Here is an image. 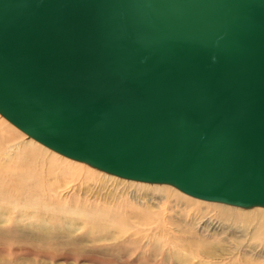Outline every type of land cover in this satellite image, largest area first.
Instances as JSON below:
<instances>
[{"label": "water", "instance_id": "obj_1", "mask_svg": "<svg viewBox=\"0 0 264 264\" xmlns=\"http://www.w3.org/2000/svg\"><path fill=\"white\" fill-rule=\"evenodd\" d=\"M0 115L118 177L264 207V0H0Z\"/></svg>", "mask_w": 264, "mask_h": 264}, {"label": "rangeland", "instance_id": "obj_2", "mask_svg": "<svg viewBox=\"0 0 264 264\" xmlns=\"http://www.w3.org/2000/svg\"><path fill=\"white\" fill-rule=\"evenodd\" d=\"M0 123H4L5 127L13 132L18 143L31 141L58 159L77 162L27 136L1 115ZM9 143L12 145L10 156L13 157L16 147H13V141ZM78 163H82L81 165L94 174L85 175L83 172L71 174L58 167L42 173L38 176L37 191L31 192L35 199L34 206L18 207L17 205L24 199H20V195L17 194L12 184L8 191L2 193L4 196H9L12 204L0 202L2 203V208H0V264H176L174 258L165 257L166 253L161 256L155 247L142 249L127 240H114L113 235L109 236V231L105 232V236L109 237L110 243L90 242L88 236L82 232L86 228L84 224L74 229L72 238L76 240L75 243L56 244L52 242L49 245L31 243L39 240L34 233L35 228L33 229V215L38 207L37 203L41 202L45 207L56 208L47 216L59 227L56 237L51 239L50 236H46L47 240H54V242L67 238L69 222H73L76 228L77 222L80 221V214L69 216V206H74L81 214L108 215L109 227L114 237L118 235L117 230L124 227L127 222H132L148 213L150 218L148 217L145 224L141 226L151 227L149 234L145 235H153L157 243L172 242L173 239L179 241L181 238L195 239V241H203L206 244L205 247L211 254L209 255L212 258L211 261L264 264V237L252 233L254 225L251 219L245 221L233 215L221 219L213 205L199 211L189 208V213L185 214L183 212L185 208L186 211L188 210L186 205L180 203L179 198L175 197L181 196V198L200 200L209 204H222L238 212L261 209L264 214V207L242 208L220 202L205 201L191 197L169 184L165 185L171 187L175 196L166 200L162 193L151 191L154 186L164 185L162 183L128 180L84 162ZM9 181L11 182L10 179ZM153 221H156L157 225L151 226ZM135 226L140 227L139 223H135ZM53 231L54 227L50 232ZM124 242H127L129 246L123 245ZM177 249L181 250V248ZM197 261L196 259L191 264H198Z\"/></svg>", "mask_w": 264, "mask_h": 264}, {"label": "bare ground", "instance_id": "obj_3", "mask_svg": "<svg viewBox=\"0 0 264 264\" xmlns=\"http://www.w3.org/2000/svg\"><path fill=\"white\" fill-rule=\"evenodd\" d=\"M3 124L4 123H0V202H5L8 205L12 204V200L9 198V196L8 195L4 196V194H2L3 192L8 191V188H10V185L12 184L15 187V191L17 192V194L20 195V199L21 200L24 199L17 206L18 207L25 205L34 206L35 199L33 198L31 192L37 191L38 179H39L38 176L55 167H58L61 170L65 172H69L71 174L79 173V172L81 173L83 172L85 173V175L94 174L91 172V170L81 165L82 163H78L82 161L75 159V161L77 162H73V161L58 159L55 155L53 154L50 155L49 153H47V151L35 145L31 141H24L22 143H18L15 140V136L13 132L9 130L7 127H5V124L3 126ZM11 141H13V147L14 146L16 147V151L13 157L10 156L12 153V145L9 142ZM9 179L11 180V182L9 181ZM128 180H132V179H128ZM134 181H138V180H134ZM146 183H154V182H146ZM162 184L164 185L152 187L151 191L153 192L157 191L160 194L162 193L163 196L166 198V200L169 199L171 196L174 197L175 192L171 189V187L165 185L167 183H162ZM175 198H179L178 201L186 205L188 210L186 211V208L184 207L185 210L183 209L184 210L183 212H185V214L189 213V208H193L199 211L202 209L209 208L210 206L213 205V208L216 209V213H218V215L220 216L219 218L221 219L226 218L229 215L240 217L245 221L251 219L252 220L251 222L254 225L252 233L254 235L264 237V214L261 211V209H254L253 211H248V212H238L235 209L228 206L226 207L222 204H209L200 200L197 201L185 197H182L183 198L182 199L181 196H176ZM201 200H205V199H201ZM205 201L219 202L212 200H205ZM167 202L165 203L167 204ZM224 204H228V203H224ZM37 205H38L37 209L34 210L35 215H33L34 217L33 229L35 228L34 233L39 240L32 241L31 243H39V244H47V245H49V243L52 242L56 244L57 243L72 244L73 242L75 243L76 240L72 238L73 232H75L74 229H77L80 225L84 224L86 225V228H84L82 232L83 234L85 233L88 236L89 241L93 243H103V244L110 243L111 241L109 237L105 236V232L109 231V236L112 237L113 235L114 240L115 239H117L118 241L127 240L138 245V247L140 248L142 247V249L155 247L157 249L156 251L159 254H161V256L165 255L166 253L167 256L165 257L174 258L176 260V264H191L196 259L198 260L197 261L198 264H237L235 261L232 262H223L222 260L211 261L212 258L209 257V255H211L210 251L208 250V248L205 247L206 244L203 241H199V240L195 241V239L181 238L179 241L173 239L172 242L166 241V243L163 244L155 242L153 235L146 236L149 234V230L151 227L145 228L144 226H141L142 224H145L144 222L147 221L148 217L150 218V215L148 213L146 215H143L142 217L136 218L132 222H127L124 227L117 230L118 235L114 237V234L112 233V229L111 227H109L110 222L108 221L109 220L108 215L97 214V213H93L90 215L81 214L78 210H76L74 206H69L68 207L69 216L80 214V221L77 222L78 224L77 227L76 228L74 227L73 222H69L70 228H69L68 236L65 240L60 242H54V240H47L46 236H50L52 239L53 237H56L58 235V228H59L58 225L47 217L51 213V211L56 210V208L45 207L43 206L44 204L42 202L37 203ZM228 205H232V204H228ZM233 206H237V205H233ZM0 208H2V203H0ZM242 208H249V207H242ZM135 223H139L140 227H136ZM153 225H157L156 221H153L151 223V226ZM53 227H54V231L50 232L52 231ZM132 236L134 237L132 238ZM156 237L158 239H161V237L159 236ZM134 244H130V245H134ZM123 245L129 246L127 242H124ZM177 248H181V250H178Z\"/></svg>", "mask_w": 264, "mask_h": 264}]
</instances>
